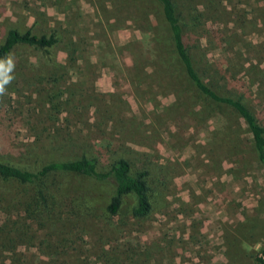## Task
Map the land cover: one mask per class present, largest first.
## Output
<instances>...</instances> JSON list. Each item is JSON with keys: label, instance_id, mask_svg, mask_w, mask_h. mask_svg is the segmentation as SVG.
I'll return each instance as SVG.
<instances>
[{"label": "rangeland", "instance_id": "1", "mask_svg": "<svg viewBox=\"0 0 264 264\" xmlns=\"http://www.w3.org/2000/svg\"><path fill=\"white\" fill-rule=\"evenodd\" d=\"M176 2L201 16L193 45L227 90L264 105V0ZM9 30L57 43L47 52L18 46L0 63V156L19 164L123 156L147 171L152 212L134 218L129 195L109 217L113 186L61 175L56 190L93 211H63L7 241L8 230L26 226L17 223L21 190L0 188V228L10 221L0 264H260L264 165L244 128L193 114L201 103L187 93L154 0H0V43Z\"/></svg>", "mask_w": 264, "mask_h": 264}, {"label": "trees", "instance_id": "2", "mask_svg": "<svg viewBox=\"0 0 264 264\" xmlns=\"http://www.w3.org/2000/svg\"><path fill=\"white\" fill-rule=\"evenodd\" d=\"M154 1L160 7L163 19L170 29L174 51L185 78L187 93L189 96H196L201 103L200 109L193 114L219 113L220 119L225 121L230 129L236 128L239 131L244 128L243 132L249 135L247 142L251 152L258 163L264 165V105L255 100L247 101L244 96L232 95L227 90L230 86L226 84V78L210 69L212 65L206 61L204 54H200V46L195 43L193 45V36H190V34L194 35V29L200 27L198 23L201 16L199 18L196 11L192 9L179 11L176 0ZM56 43L57 39L53 34L38 36L30 31L21 33L17 30H9L3 42L0 43V63L8 61L11 53L18 46L47 52ZM100 166L106 169H100ZM70 174L113 186L114 194L104 208L109 217L114 218L119 215L122 198L129 195L136 198V205L130 210V215L134 218L146 219L152 212L147 171L133 170L131 160L123 156L105 161L82 153L72 159H49L37 164H19L0 156V188L9 190V194H11L10 191L13 193L14 189L21 190L17 191L19 196L17 201L18 209L24 216L17 223L21 222L20 226H26L25 230L20 228L14 231L8 230L4 239L11 241L10 233H13L17 239H23L34 222L39 225L40 221L59 220L63 211L68 210V216L71 215L70 213L78 212L89 215L93 211L92 204L81 202L75 197H69L56 190L55 179L58 176ZM123 218L126 217L123 215L120 219ZM9 222L4 220L1 226L4 229L0 228L1 232H5ZM257 261L264 264V260L260 258H257Z\"/></svg>", "mask_w": 264, "mask_h": 264}, {"label": "built area", "instance_id": "3", "mask_svg": "<svg viewBox=\"0 0 264 264\" xmlns=\"http://www.w3.org/2000/svg\"><path fill=\"white\" fill-rule=\"evenodd\" d=\"M258 258L264 260V253H263V254H260V255L258 256Z\"/></svg>", "mask_w": 264, "mask_h": 264}]
</instances>
